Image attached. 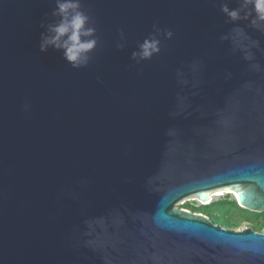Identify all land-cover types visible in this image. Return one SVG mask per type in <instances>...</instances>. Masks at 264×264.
I'll use <instances>...</instances> for the list:
<instances>
[{
    "label": "water",
    "instance_id": "1",
    "mask_svg": "<svg viewBox=\"0 0 264 264\" xmlns=\"http://www.w3.org/2000/svg\"><path fill=\"white\" fill-rule=\"evenodd\" d=\"M223 2L82 0L100 43L76 70L39 50L55 0H0V264H264V230L180 207L264 214V51L220 39L264 33ZM154 23L174 36L136 64Z\"/></svg>",
    "mask_w": 264,
    "mask_h": 264
},
{
    "label": "clouds",
    "instance_id": "2",
    "mask_svg": "<svg viewBox=\"0 0 264 264\" xmlns=\"http://www.w3.org/2000/svg\"><path fill=\"white\" fill-rule=\"evenodd\" d=\"M220 11L227 18L225 23L236 24L241 20H249L250 25L264 33V0H239V7L230 9L227 2L220 4ZM51 20L42 21L40 27L44 29L40 34L39 50L47 52L49 49L62 52L63 59L76 70L88 67L93 59L92 53L97 49L100 40L97 35L95 21L82 5V0H55V7L51 12ZM153 31L137 44V50L131 54V60L136 64L148 61L161 52L162 38L171 40L174 36L170 29H161L153 24ZM119 31L121 42H117L116 49L126 47L125 33ZM243 37L238 43V50L242 52L243 59L248 62L255 60L252 49L264 51L260 42L251 39L239 26L233 27L228 33L220 36L223 41L230 40L237 43V38ZM254 70H260V64L250 63ZM180 75L179 71L177 73ZM99 80V77H97ZM187 83V81H182ZM30 105L24 104V111H29Z\"/></svg>",
    "mask_w": 264,
    "mask_h": 264
},
{
    "label": "rangeland",
    "instance_id": "3",
    "mask_svg": "<svg viewBox=\"0 0 264 264\" xmlns=\"http://www.w3.org/2000/svg\"><path fill=\"white\" fill-rule=\"evenodd\" d=\"M229 197L231 200L235 199L232 195L228 196V198ZM224 198L225 195L223 194L219 197L217 196L213 201V206L205 207L200 205L199 208H195L197 210H192L189 202H184L180 207L188 208L190 209L189 211L194 213H196V211L198 213L203 212L204 209L207 211V213H205L206 217L225 229L244 230L250 228L255 230V232L262 233L261 231L264 230V214L253 213L246 210H237L232 206L233 203L231 201L229 202L226 199L222 200Z\"/></svg>",
    "mask_w": 264,
    "mask_h": 264
},
{
    "label": "trees",
    "instance_id": "4",
    "mask_svg": "<svg viewBox=\"0 0 264 264\" xmlns=\"http://www.w3.org/2000/svg\"><path fill=\"white\" fill-rule=\"evenodd\" d=\"M222 200H225V199H222ZM226 200L229 201V202L231 201V202L233 203L232 206H233L235 209H237V210H243V209L240 208L238 202H237L235 199L231 200V198L229 197V198H227ZM213 203H214V202H211V204H209V205H207V206H205V207H209V206L211 207V206H213ZM183 209L190 210V209H188V208H183ZM191 209H192V210H193V209H194V210H197V209H195V208L192 207V206H191ZM196 213H198V212L196 211ZM199 213L206 215L205 213H207V211L203 209V212H199Z\"/></svg>",
    "mask_w": 264,
    "mask_h": 264
},
{
    "label": "bare ground",
    "instance_id": "5",
    "mask_svg": "<svg viewBox=\"0 0 264 264\" xmlns=\"http://www.w3.org/2000/svg\"><path fill=\"white\" fill-rule=\"evenodd\" d=\"M225 193H228V192L221 191V192H219V193H217V192L214 193V194L212 195V200L214 201V199H215L217 196L219 197V196L222 195V194L225 195ZM228 194H229V193H228ZM230 194H231V193H230ZM213 201H212V202H213ZM210 203H211V202H210ZM205 204L207 205V203H205ZM203 206H204V205H203Z\"/></svg>",
    "mask_w": 264,
    "mask_h": 264
},
{
    "label": "built area",
    "instance_id": "6",
    "mask_svg": "<svg viewBox=\"0 0 264 264\" xmlns=\"http://www.w3.org/2000/svg\"><path fill=\"white\" fill-rule=\"evenodd\" d=\"M201 205H204V206H207V205H209L210 204V202L209 203H207V205L205 204V203H200Z\"/></svg>",
    "mask_w": 264,
    "mask_h": 264
}]
</instances>
